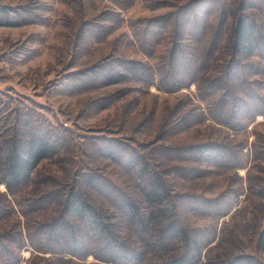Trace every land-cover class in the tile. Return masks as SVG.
<instances>
[{
  "label": "rangeland",
  "instance_id": "1",
  "mask_svg": "<svg viewBox=\"0 0 264 264\" xmlns=\"http://www.w3.org/2000/svg\"><path fill=\"white\" fill-rule=\"evenodd\" d=\"M195 1L0 0V137L6 139L12 132L40 124L68 135L64 150L41 162L37 170V175L42 171L41 175L28 185L29 197L39 192L33 187L50 175L57 181L66 179L74 171L76 159L78 167L91 168L102 184L112 183L116 189L134 194L136 189L124 179L122 166L132 154L152 158L158 163L151 162V166L161 174L172 194L171 209L176 205L179 220L189 224L198 237L200 256L189 264H225L238 255L244 256V264H264V251L256 245L258 229L264 222V197L257 192L264 186V160H259L257 155L254 158L250 150L251 142L264 130V115L257 114L245 130L230 134L241 142H223L220 137L225 127L208 119L188 118L187 122H180L178 129L166 130V125L160 126L163 120L190 108L186 98L195 93L194 83L176 92H166L155 84L147 87L139 84L136 77L143 71L128 70V80L106 85L95 76L103 67L114 69L125 60L159 64L165 52L164 39L160 34L149 32L146 37L143 33L144 40H148L143 46L141 31L168 17L179 5L199 6ZM220 1L224 5L234 2V6L239 2ZM216 2L199 0L218 19L221 7ZM11 9L15 11L9 18L15 21L13 24L4 19L6 10ZM199 9V13L205 11ZM217 19L210 21L211 29ZM225 25L223 22L222 27ZM260 77L264 81V72ZM76 78L80 80L73 81ZM86 79L93 81L85 84ZM177 102L180 111H176ZM171 108L174 113L168 116ZM158 136L164 142L157 141ZM208 140H217L212 145H223V150L225 145L237 148L239 143L241 149L237 155L233 150L231 158H218L219 163L203 158L198 164L169 156L183 144ZM157 144L163 146L156 152ZM0 145L5 147L4 143ZM100 148H111L113 153L104 156L97 152ZM8 198L11 199L0 182V206ZM96 200L102 198L98 196ZM13 209L16 212L10 214V221L14 225L20 223L24 233V216L14 203ZM224 210L227 213L220 215ZM4 226L0 221L3 236ZM13 234L12 230L8 232V236L16 235ZM126 242L135 246L143 244L138 237ZM20 249L17 264H96L97 261L91 254L83 258L59 254L47 260L42 255L49 257V252L39 253L41 256L37 258L30 255V246ZM177 249L184 251L182 246ZM177 249L150 252L135 264H157L162 259L168 260L167 256L176 254ZM187 251H184L186 257ZM0 264H7L2 257Z\"/></svg>",
  "mask_w": 264,
  "mask_h": 264
},
{
  "label": "trees",
  "instance_id": "2",
  "mask_svg": "<svg viewBox=\"0 0 264 264\" xmlns=\"http://www.w3.org/2000/svg\"><path fill=\"white\" fill-rule=\"evenodd\" d=\"M195 2L199 6L194 3L179 5L168 17L141 31L143 46L148 41L144 40L143 33L146 37L149 32L160 34L165 40H162L166 45L159 64L125 60L114 69L107 67L108 70H104L103 67L95 76L106 85L129 79L128 70L133 73L143 71L136 77L139 84L145 87L155 84L166 92H176L194 83L195 93L186 98L191 103L190 108L179 114L171 108L167 115L174 113V116L163 120L160 126L176 130L180 122L185 123L188 118L208 119L225 127L226 131L220 137L223 142H241L230 134L245 130L257 114L264 115V81L260 77L264 72V0H239L236 6L234 2L224 5V1L218 0L216 6L221 7L218 19L205 4H199V0ZM198 9L205 11L199 13ZM6 13L4 19H9L15 11L6 10ZM213 19L217 21L211 29ZM14 22L13 19L6 21ZM223 22L225 27H222ZM91 81L84 80L85 84ZM182 100L181 96L180 102ZM179 104H175L176 111H180ZM57 132L53 126L40 124L34 125L33 129L12 132L6 139L0 137V143L5 144V147L0 145V182L5 186L6 196L11 198L0 206V221L5 224L2 231L6 230L4 236L0 234V257L7 264H17L20 248L27 245L31 248L30 255L37 258L41 256L39 253L46 252L51 253L49 257L42 255L47 260L55 259L59 254L78 258L91 254L97 260L96 264H135L150 252L174 251L181 246L184 251L188 250L187 257L184 251L177 249L176 254L167 256L168 260L162 259L157 264H189L199 258L198 237L192 233L189 224L179 220L176 205L171 209L172 194L161 174L151 166V162L158 163L152 158L132 154L122 166L124 179L136 189L134 194H126L112 183L102 184L91 168L78 167L76 159V167L72 174L64 176L66 179L57 181L50 175L33 187L39 192L29 197L28 185L41 175L42 171L37 175L41 162L60 153L68 143V135ZM158 137L157 141L164 142L162 136ZM258 137L257 141L251 142V154L264 160V130ZM166 139L170 140V137ZM213 142L217 140L186 143L175 148L176 152L169 156L198 164L203 158L219 163L218 158H231L233 150L237 155L241 149L240 143L237 148L225 145L223 150V145L213 146ZM232 142L231 145H235ZM162 146L157 144L155 151ZM111 150L100 148L97 152L105 156L112 154ZM55 185L58 187L54 189ZM257 192L264 197V186ZM98 196L102 200L97 201ZM12 202L24 216V233L20 223L14 225L10 221V214L16 212ZM47 209L49 211L45 213ZM226 213L224 210L220 215ZM11 230L16 234L13 237L8 236ZM135 237L143 244L135 246L126 242L135 241ZM256 245L264 251V222L258 229ZM225 264H244V256L232 257L231 262L226 260Z\"/></svg>",
  "mask_w": 264,
  "mask_h": 264
}]
</instances>
